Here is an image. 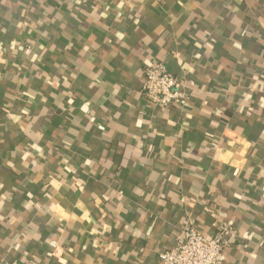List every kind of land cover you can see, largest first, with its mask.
Wrapping results in <instances>:
<instances>
[{
    "label": "crops",
    "instance_id": "crops-1",
    "mask_svg": "<svg viewBox=\"0 0 264 264\" xmlns=\"http://www.w3.org/2000/svg\"><path fill=\"white\" fill-rule=\"evenodd\" d=\"M188 218L264 264V0H0V264H160Z\"/></svg>",
    "mask_w": 264,
    "mask_h": 264
},
{
    "label": "built area",
    "instance_id": "built-area-1",
    "mask_svg": "<svg viewBox=\"0 0 264 264\" xmlns=\"http://www.w3.org/2000/svg\"><path fill=\"white\" fill-rule=\"evenodd\" d=\"M31 47L24 49L29 56ZM141 96L154 107L170 109L183 104L185 93L181 82L170 74L163 63L153 62L143 70ZM233 237L232 228L221 223L211 237L201 233L192 218L186 219L175 240V245L159 254L160 264H225V249Z\"/></svg>",
    "mask_w": 264,
    "mask_h": 264
}]
</instances>
